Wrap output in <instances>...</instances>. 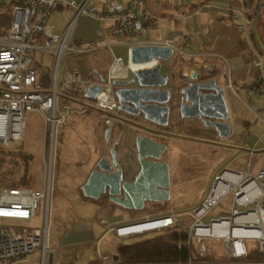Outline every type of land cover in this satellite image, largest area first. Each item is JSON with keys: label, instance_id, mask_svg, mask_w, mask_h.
<instances>
[{"label": "built area", "instance_id": "2783aa9c", "mask_svg": "<svg viewBox=\"0 0 264 264\" xmlns=\"http://www.w3.org/2000/svg\"><path fill=\"white\" fill-rule=\"evenodd\" d=\"M145 2L128 0L122 5L109 0L97 8L90 0H0V16L8 13L10 17L6 26L0 24V145L11 146L24 139L25 111L41 114L48 139L46 182L42 189L0 186V264H50L52 261L50 255L54 249L48 244L52 157L58 128L69 114L97 111L105 126L112 128L120 124L122 156L129 160L127 172L135 173V150L129 138L135 126L115 115L117 101L112 80L125 77L128 71L153 67L157 59L136 64L141 66L134 68L129 59L123 63L121 57L114 56L103 82L95 80V77H85L75 65L62 68V64L69 55L93 53L108 45L104 39L71 43L72 28L80 17L100 21L103 31L112 37L140 36L144 32V24L157 19L154 13L146 10ZM62 8L70 10V14L62 29L57 31L50 18ZM246 12L247 9L240 8L230 13L236 27L244 34L251 54L250 65L254 69L252 83L244 87V91L247 96L264 98V53L259 52L250 40ZM153 44L168 45L174 51L178 50L170 39ZM33 51L48 52L52 58L51 79L44 90L36 83L37 70L30 55ZM115 67L124 69L125 74L114 73ZM228 83L230 86V81ZM94 84H100L102 90L92 99L85 97L87 87ZM247 106L253 117L264 124V104L252 102ZM251 134L250 129L245 128L237 139L245 140ZM223 175L227 176L224 189L215 191ZM228 193L232 194L230 214L204 222L202 218L210 206ZM181 214L189 220L182 218ZM98 221L121 241L178 226L186 233V244L199 255H207L204 240L208 237L222 240L227 256L222 260L122 263L114 258L115 253H107L84 264H264V166L255 174L222 170L205 199L183 213L116 225H110L107 216L102 214ZM144 223L151 227L135 230ZM245 238H255L257 246L254 251L258 257L249 258L251 251L247 250Z\"/></svg>", "mask_w": 264, "mask_h": 264}, {"label": "crops", "instance_id": "0c3cea01", "mask_svg": "<svg viewBox=\"0 0 264 264\" xmlns=\"http://www.w3.org/2000/svg\"><path fill=\"white\" fill-rule=\"evenodd\" d=\"M105 1H109V0H90V3L93 4L95 7L99 8L103 5ZM114 1L122 5H125L128 0H114ZM145 1H146L145 2L146 10L154 13L157 16V19L155 22H148L144 24V32L142 35L127 37L129 41H125V43H127L129 47H128V53L126 55V61L127 59H129V49L133 45L161 42L166 39H170L171 44L175 46L178 50L174 51V55L171 59L160 60L161 71L164 73H168L169 75L170 84L168 85H172L173 83L178 87H180L193 79L201 78L203 80H208L214 77L216 79L217 84L223 86L224 97L226 99L227 107L229 111L231 131L234 125V120L230 114L229 97L225 93L226 87L232 92L231 97H238L239 90L244 92L246 95V99H243L242 101L247 108H248L247 105L252 102H255L259 105L264 104V98L247 96L246 92L244 91V87L252 83L254 76V69L251 67L249 63L251 54L247 50V46L244 40V34L242 30L236 27L235 21L230 16L231 10L245 8L247 9L246 17L248 19V13L253 9H255L258 0H145ZM69 14H70V10L66 8H62L51 16L52 18L51 23L54 24L55 29L57 31L62 29V26L66 22L65 20H67ZM97 39H104L108 43V45L99 47L93 53L80 54V56L84 57V59H86L87 61L83 60L80 66L75 65L79 67V69L81 70L82 74L85 77H95V80H99V76L105 75V73L109 69L113 57L115 56L109 51V47L110 44L114 43L115 40L111 39L110 36L103 31V25L100 21L94 20L86 16L80 17L72 28L70 34V42L76 43L80 41L97 40ZM37 61L38 59L35 58L33 62L37 70V78L40 72L46 73L48 77V86H49L51 79L52 65L51 67L42 69L38 65ZM50 61L52 64L51 55H50ZM223 68L225 69L224 72L222 71ZM212 71L213 73H211ZM130 72L131 71H128L126 76L123 78L126 77L128 78L130 76ZM223 73L224 76H222ZM229 81L231 84L230 86L228 83ZM71 114L76 115L77 113H71ZM88 114L95 116L97 119V123L93 126L92 129L94 136L92 139L87 140V145L89 146L91 151L89 149L88 151L89 153L87 155L86 154L83 155L84 156L83 160H81L80 163L78 164L80 166L78 169L81 170H77V176L82 177L81 181L79 180L78 183H74L73 185H70L63 192L64 195L62 196L63 199L66 200V202H68L71 206L73 207L79 206L81 208V211L77 217L76 222H74L70 227L65 229L60 234H58L57 236L58 245L53 247V249L57 250L58 252H60V254H62L61 257L66 259L67 264H84L88 262H93L97 260L99 255L107 254V253L103 254L102 252H100L99 250L100 243L105 233L112 231H108L107 229H105V232L97 237L95 236L93 225L94 226L97 225V227L102 226L99 224L98 221V217L102 214H105L107 216L108 222L110 224V213L115 212L116 208L119 207L117 205H114L112 202L108 201L106 195L101 196L96 200L95 199L92 200L84 197L77 202L71 200L70 198L71 191H73V189H75L77 186H79L86 180L90 170L94 167V164L98 159V157L100 156V154L101 153L105 154L107 152L108 147H110L109 145H107L106 141L104 140V130L107 126L103 124L100 116L96 115L94 112H85L82 114H77V116H86ZM115 115L124 121L132 123L133 125L134 122L146 123V124L148 123L143 121L141 118L129 116L123 112H119L118 110L115 111ZM184 121L187 122V124H184ZM256 123H259L262 127H264V124H262V122L259 121L258 119H255L250 111V115L247 116L245 119L243 118L241 120V125L243 129L239 133H241L245 128L250 129V125ZM178 124L179 127L183 126L184 129L188 130V132L191 133V135L197 134L199 131H201L200 128L203 129L204 127L203 125H201L202 123L198 119L180 118L178 113L175 111L171 113L169 118V124L166 127H158L156 125H152L155 126V128L160 131L158 134L154 135L153 137L159 141L166 143L167 145V148L163 154V159L166 160L169 164L170 198L180 180L179 170L181 168L178 163L179 150L178 148H176V146L172 141V136H176L172 134V131L175 129L176 125ZM62 125H60L58 128L56 151L58 147V140L60 139L59 129ZM120 126H121L120 124H117V125H113V127L110 128L111 135L113 137L117 133V131L118 132L120 131L119 130L121 129ZM207 129L211 130L214 137H218L211 128H207ZM250 131L252 132V134L248 136L245 140H238L237 139V135H239L238 133L236 135V141L244 142L247 139H249L254 134L251 129ZM43 132H44L43 160L45 161L47 135H46L44 120H43ZM134 133H136L135 127L131 130L129 134V138L131 137V134L133 136ZM262 133H264V130H262L261 133H259L258 138L253 142V144L250 147H248V149H240L231 158L230 161L225 162L223 164L222 170L229 169L235 172L255 174L262 166H264V158L262 157L257 162L253 163V157L256 155H259L260 157L261 151L264 150V147H262L260 150L256 148L257 143L261 140H264V137H262ZM190 138L193 139V137H189V139ZM204 142L212 143V144L216 143L215 141H207V140ZM122 153H123L122 148L120 147L118 149V158L121 162L125 163L126 159H123ZM55 167H56V161L54 168ZM79 173L81 174L79 175ZM52 176L54 177V171ZM216 176L217 174L214 175L213 178H211L210 185H212ZM54 191H55V187L53 188V194H52L53 196L55 194ZM202 201H199L197 204L193 205L188 210L196 207ZM169 202L170 200L163 204H157L156 207H152V205H148L145 206L143 209H148L151 212H155V211L157 212V210L165 208L167 206V203ZM231 207H232V197H231ZM188 210H181L179 212H172V213H183ZM186 218L189 219V217L185 216L184 219ZM148 227H151V225H148ZM146 228H147V224L144 223V224H140L139 227L136 228L135 230L146 229ZM95 242H96L95 246L98 254L96 256L91 257L87 251V246L93 243L95 244ZM80 246H84V248L79 250L78 248ZM53 255L54 252L52 253V260H53Z\"/></svg>", "mask_w": 264, "mask_h": 264}, {"label": "rangeland", "instance_id": "374dc122", "mask_svg": "<svg viewBox=\"0 0 264 264\" xmlns=\"http://www.w3.org/2000/svg\"><path fill=\"white\" fill-rule=\"evenodd\" d=\"M51 20L52 18H50V21ZM110 38L115 41L110 44L109 51L115 56H120L123 63H125L129 47L125 41H129V39L127 37L112 36H110ZM30 55L32 62H34L35 58L38 59V65L42 69L51 67L52 64L48 52L33 51L30 52ZM83 60L87 61L80 55L68 56L62 64V68L67 67L68 65L80 66ZM224 70L225 69L223 68L222 71L224 72ZM222 76H224V73ZM225 93L229 97L230 114L234 120L231 134L227 138L222 139L214 137L210 129L204 127L201 129L199 126L201 131L195 135H191V133L184 129L183 126L179 127V124L176 125L175 129L172 131V134L176 136H172V141L179 150L178 163L181 169L179 170L180 180L170 198V202L167 203L165 208L157 210V212H151L148 209L127 210L122 207H117L115 212L110 213V225L131 223L144 220L146 217H159L172 212L188 210L199 201L205 199L209 191L208 189L211 186V178L216 174L218 176L222 170L223 164L230 161L240 149H248V147L253 144L258 138L259 133L264 130V127L259 123L251 124L250 129L254 134L244 142L236 141V135L243 129L241 120L250 115V110L242 101L243 99H246L244 92L239 90L238 97H231L232 92L226 87ZM95 114L100 116V113L97 111H95ZM96 123L97 119L95 116L89 114L86 116L71 114L59 129L60 139L58 140L57 151V140L55 142V149L53 150L52 157L54 163L53 166H55L56 161V167H53L51 173V175H53L54 171L49 204L48 244L51 247L58 245V234L76 222L77 217L80 214L81 208L79 206H71L62 196L64 195L63 192L70 185L78 183L79 180L81 181L82 179L81 176H77V170H81L78 169L80 167L78 164L83 160V155L89 153L88 151L90 148L87 145V140L93 138L94 135L92 129ZM184 124H187V122L184 121ZM189 137H193V139H189ZM206 140L215 141L217 144L204 142ZM15 144L31 154V160L29 161V179L26 188L42 189L46 182V161L43 160L44 132L43 120L40 113L35 111H25L24 139L15 142ZM47 146L48 139H46V149ZM256 146V148L260 150L264 147V140L259 141ZM261 157L264 158V150L261 151L260 157L259 155L253 157V163L257 162ZM18 172V175L22 174V165L18 168ZM80 174L81 173H79V175ZM54 187L55 194L53 196ZM231 197L232 194L229 193L215 205L210 206L202 220L204 222H209L213 217L230 214ZM43 204L44 203L42 202L41 208L43 207ZM185 216L186 215L181 214L182 218H185ZM93 229L95 231V236L98 237L105 232L106 228L93 225ZM145 236L136 237L131 240H126L125 242L136 241ZM119 241L121 240L117 239L113 232L105 233L100 243V252L103 254H114L116 243ZM204 241L207 255L215 260L225 259L227 250L222 240L206 237ZM245 244L248 251H254L257 246L255 238H245ZM95 245L96 242L95 244L93 243L87 246V251L91 257L98 254ZM83 248L84 246H80L78 249L81 250ZM53 252V260L50 264H67L66 259L61 257L62 254H60V252L55 249Z\"/></svg>", "mask_w": 264, "mask_h": 264}, {"label": "water", "instance_id": "95a60500", "mask_svg": "<svg viewBox=\"0 0 264 264\" xmlns=\"http://www.w3.org/2000/svg\"><path fill=\"white\" fill-rule=\"evenodd\" d=\"M259 9H256L252 31L258 47L264 50L256 28ZM171 46L162 44H138L129 49L131 64H144L157 59L150 68H139L130 72L127 78H114V94L117 110L129 116L141 118L146 123L134 122L136 133L130 137L135 150L133 175L127 172L129 164L118 158L120 131L111 135V129L104 130V140L110 143L107 152L101 153L86 180L70 193L71 200L82 198L96 200L105 196L114 205L128 210H142L145 206L163 204L170 200L169 164L163 159L166 143L153 136L166 127L172 112L180 118L198 119L206 128H211L218 137L227 138L231 124L223 86L214 77L193 79L178 87L168 85L169 75L161 71L160 60L173 57ZM99 81H105L100 75ZM102 87L94 84L87 87L84 96L94 98ZM112 140V141H111ZM114 258L118 256L115 254ZM52 256L50 255V260Z\"/></svg>", "mask_w": 264, "mask_h": 264}, {"label": "trees", "instance_id": "16d2710c", "mask_svg": "<svg viewBox=\"0 0 264 264\" xmlns=\"http://www.w3.org/2000/svg\"><path fill=\"white\" fill-rule=\"evenodd\" d=\"M256 9L260 11L256 28L257 32L259 31L258 34L262 42H264V0H258L255 9L248 13L250 40L253 46L262 53L264 50L258 47L252 31V20ZM9 19L8 13H5L0 16V24L6 26ZM211 73H213V71ZM36 83L41 89H46L48 87L47 74L40 72ZM30 160L31 154L24 151L19 145H0V186L27 187ZM21 165L22 174L18 175V168H20ZM185 241L186 233L184 229L175 226L162 232L149 234V236L146 235L136 241H119L116 243L115 254L122 263L185 262L189 259L196 261L213 260L209 255L202 256L196 253ZM255 257H258V254L256 251H251L249 253V258Z\"/></svg>", "mask_w": 264, "mask_h": 264}, {"label": "bare ground", "instance_id": "6f19581e", "mask_svg": "<svg viewBox=\"0 0 264 264\" xmlns=\"http://www.w3.org/2000/svg\"><path fill=\"white\" fill-rule=\"evenodd\" d=\"M134 68L137 67L139 68L141 65H136V64H133L132 65ZM145 65H143L142 67H144ZM114 73H117V74H125V71L124 69H120V68H114ZM227 179V176L223 175L222 176V180L220 181V183L218 184L217 186V189L215 191H222L224 189V180Z\"/></svg>", "mask_w": 264, "mask_h": 264}, {"label": "flooded vegetation", "instance_id": "af4514ba", "mask_svg": "<svg viewBox=\"0 0 264 264\" xmlns=\"http://www.w3.org/2000/svg\"><path fill=\"white\" fill-rule=\"evenodd\" d=\"M107 145H111L110 143H107ZM121 146H120V139H119V144H118V149L120 148ZM109 148V147H108ZM125 163H128V159H126V161H125Z\"/></svg>", "mask_w": 264, "mask_h": 264}]
</instances>
